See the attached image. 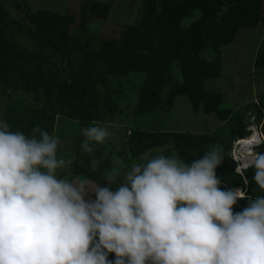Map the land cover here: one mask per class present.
Listing matches in <instances>:
<instances>
[{
    "label": "rangeland",
    "instance_id": "374dc122",
    "mask_svg": "<svg viewBox=\"0 0 264 264\" xmlns=\"http://www.w3.org/2000/svg\"><path fill=\"white\" fill-rule=\"evenodd\" d=\"M180 1L0 0V42L32 54L34 71L29 86L4 90L0 85V119L13 132L30 135L39 125L60 139L57 158L72 164L57 170L58 179L103 185V169H118L122 180L133 163L161 153L191 162L194 150L184 159L169 135L195 142L218 129L216 138L229 161L225 166L222 160L221 166L238 176L220 187L240 189L250 199L264 196L252 179L255 170L238 174L234 160L253 141L259 142L255 151L264 153V66L255 62L264 46V0H206V17L203 7L180 10ZM43 13L66 18V36L88 39L73 64L65 62L68 50L76 47L73 42L41 37L30 24V17ZM226 22L237 24L235 32L228 43L217 44V27L221 31ZM129 26L137 30L131 56L144 69L110 75L103 70L114 54L97 41L119 44ZM196 86L210 96L201 98ZM186 93L197 98L196 108ZM97 124L111 135L95 145L97 158L107 156L93 171L90 156L81 149L82 129ZM247 204L248 199L238 200L233 213ZM108 259L113 261L115 254Z\"/></svg>",
    "mask_w": 264,
    "mask_h": 264
},
{
    "label": "clouds",
    "instance_id": "9594fccd",
    "mask_svg": "<svg viewBox=\"0 0 264 264\" xmlns=\"http://www.w3.org/2000/svg\"><path fill=\"white\" fill-rule=\"evenodd\" d=\"M82 135L95 171L107 156L97 158L95 145L111 133L97 124ZM258 143L234 154L235 171L254 168L264 190ZM59 144L39 125L25 135L0 119V264H264V196L220 187L221 145L191 162L142 157L122 180L105 168L102 185L58 179L57 170L72 164L57 158ZM240 199L248 204L233 213Z\"/></svg>",
    "mask_w": 264,
    "mask_h": 264
},
{
    "label": "trees",
    "instance_id": "16d2710c",
    "mask_svg": "<svg viewBox=\"0 0 264 264\" xmlns=\"http://www.w3.org/2000/svg\"><path fill=\"white\" fill-rule=\"evenodd\" d=\"M198 6L205 9L204 16L206 17V0H182L180 1L178 8L180 10L189 11ZM208 13H212V10H209ZM29 22L37 29L41 37L46 36L50 39H56L58 42L61 41L63 43L66 41L73 42V44L76 45V47L70 48L67 52L69 56H66L65 62L68 66L73 64L77 58H81V52L86 45L85 41L88 39L85 40L83 38L79 40L75 37L72 38L70 36H66L64 34V28L68 22L66 18H56L43 13L33 15L30 17ZM236 26V23L226 22L224 28L221 31L219 27L216 26L219 37L217 44L228 43L232 39ZM136 31L137 30L132 26L127 27V34L124 35V38L119 44L116 43L114 45V43L110 42L97 41L102 46H109V50H111V52L114 54L112 57L113 59L110 57L112 61L106 64L103 70L104 72H107L110 75H117L128 71L142 70V68L144 69V66H142L138 60L133 59L131 56L132 49L130 48L135 44V41L133 40L137 38ZM48 43L49 42H47V44ZM51 48L56 49L57 47L51 46ZM0 50V85H2L3 89H10L11 86L14 87L15 84H19V86H29L30 81L32 80L31 76L34 75L33 69L30 68L33 55L30 54L26 49H18L14 43L6 45V43L0 42ZM127 53L129 54V58L126 59L124 54ZM101 60L102 63H104L106 58ZM255 62L258 66H264V46L258 49ZM195 88V90L201 95V98L210 96V93L202 90L200 86H196ZM178 93L179 92H169L168 95L171 96ZM186 95L192 107L196 108L197 98L189 93H186ZM136 112H142L141 108H138ZM217 136H219L218 129H215L212 131L210 136H200L195 142L188 140L185 136L180 134L169 135V140L173 141L178 146V148L181 149L183 158L187 160L190 149L194 150L193 157L198 159L210 151L213 145L220 144V141L216 138ZM221 155L224 156L222 160L225 161V166L228 165V153L222 152ZM226 169V167H222L220 164L216 169V173L221 182L225 181L228 185H231L233 183L232 180L238 176L232 171L226 172ZM246 177L248 178L249 182L250 176ZM237 184L242 186L241 181H238Z\"/></svg>",
    "mask_w": 264,
    "mask_h": 264
},
{
    "label": "bare ground",
    "instance_id": "6f19581e",
    "mask_svg": "<svg viewBox=\"0 0 264 264\" xmlns=\"http://www.w3.org/2000/svg\"><path fill=\"white\" fill-rule=\"evenodd\" d=\"M236 148L239 150V144H238L237 140H235V143H234V149H236Z\"/></svg>",
    "mask_w": 264,
    "mask_h": 264
}]
</instances>
